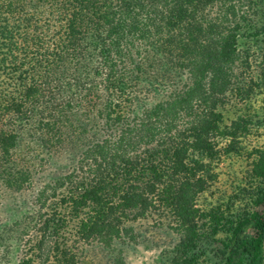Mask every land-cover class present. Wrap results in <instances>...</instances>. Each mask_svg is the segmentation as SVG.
Returning <instances> with one entry per match:
<instances>
[{"label": "trees", "instance_id": "1", "mask_svg": "<svg viewBox=\"0 0 264 264\" xmlns=\"http://www.w3.org/2000/svg\"><path fill=\"white\" fill-rule=\"evenodd\" d=\"M258 80L264 0H0V190L35 188L1 264H79L140 221L176 235L164 264H264V146L225 118Z\"/></svg>", "mask_w": 264, "mask_h": 264}, {"label": "rangeland", "instance_id": "2", "mask_svg": "<svg viewBox=\"0 0 264 264\" xmlns=\"http://www.w3.org/2000/svg\"><path fill=\"white\" fill-rule=\"evenodd\" d=\"M256 74L257 70L254 73L255 77ZM257 83L258 86L251 92L249 99L242 104L230 106L225 115L227 122L238 115L251 119L249 132L240 140L245 150L254 146H264V80H258ZM228 166L222 168L221 182L225 187L230 188L231 177L235 175H232V171L241 170L246 164L244 160H237L232 167ZM50 170L59 173L61 169L52 166ZM229 174H231L230 178ZM34 196L35 188L18 192L2 188L0 190V227L19 218L28 210ZM207 200L209 201V198ZM132 232L134 240L126 237L110 246L96 242L83 245L80 249L79 264H164L165 251L171 248L177 238L172 232L149 221L136 222ZM13 256L14 260H17L20 252Z\"/></svg>", "mask_w": 264, "mask_h": 264}]
</instances>
